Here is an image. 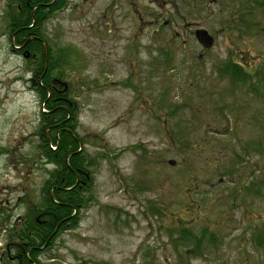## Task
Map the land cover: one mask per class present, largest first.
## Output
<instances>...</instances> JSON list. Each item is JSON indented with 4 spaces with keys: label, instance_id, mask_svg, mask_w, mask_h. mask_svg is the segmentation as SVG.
I'll use <instances>...</instances> for the list:
<instances>
[{
    "label": "rangeland",
    "instance_id": "1",
    "mask_svg": "<svg viewBox=\"0 0 264 264\" xmlns=\"http://www.w3.org/2000/svg\"><path fill=\"white\" fill-rule=\"evenodd\" d=\"M248 1L67 0L42 20L49 44L77 55L86 84L66 80L78 87L77 130L97 167L79 225L41 250L38 264L261 262L264 99L217 69L264 61V32L236 12ZM10 5L0 0V264L17 262L7 227L40 203L53 168L40 156L43 108L29 65L1 32ZM197 28L214 36L212 47ZM241 177L254 185L245 199L235 194ZM182 226L203 236L200 253L175 245Z\"/></svg>",
    "mask_w": 264,
    "mask_h": 264
},
{
    "label": "trees",
    "instance_id": "2",
    "mask_svg": "<svg viewBox=\"0 0 264 264\" xmlns=\"http://www.w3.org/2000/svg\"><path fill=\"white\" fill-rule=\"evenodd\" d=\"M10 1L6 29L14 44L19 47L18 52L28 54L25 61L31 71L30 81L42 107L45 108L40 114L38 125V134L41 136L40 156L48 163H52L53 168L43 185L40 203L28 210L23 222H13L7 227L15 250L19 253L16 263L9 261L13 264H38L41 250L53 245L59 234L77 227L84 210L94 200L89 192L95 179L97 157L83 148L84 138L79 136L77 130L80 110L76 99L78 87L66 80L70 76H76L79 84H86L79 77V70L75 69L77 67L75 59L71 60L72 56L77 55L70 52L69 46L53 48L41 31L42 20L48 14L63 10L67 6V0ZM236 12L248 30L264 32L262 28L264 21L256 17L258 13L264 15V0L243 2ZM251 16L256 20L250 22ZM217 69L221 76L230 78L235 86H243L257 94L259 99H264V61L249 70L242 62L228 59ZM227 134L230 132L227 131ZM182 170L188 172L186 168ZM259 171L260 168L254 169L251 177ZM231 178L230 181L233 182ZM247 180L248 178H243L240 185L235 188V194L242 195L244 199L246 198L244 193L247 194L248 189L254 188L253 183L246 185ZM262 194L264 200V192ZM263 213H260L261 223L257 227L262 233ZM262 223L263 226L260 227ZM254 229L252 225L250 230L254 232ZM174 230L179 234L175 241L176 246L180 243L185 245L186 252L200 253L203 236L194 233L187 226ZM170 232L173 234L172 229ZM206 233L207 228L203 229L202 235ZM254 242L258 243L264 257V237H259ZM259 264H264V258Z\"/></svg>",
    "mask_w": 264,
    "mask_h": 264
},
{
    "label": "water",
    "instance_id": "3",
    "mask_svg": "<svg viewBox=\"0 0 264 264\" xmlns=\"http://www.w3.org/2000/svg\"><path fill=\"white\" fill-rule=\"evenodd\" d=\"M195 37L198 42L205 48H210L214 44L213 35L205 28H197L195 30ZM175 161L170 160L169 163L173 164Z\"/></svg>",
    "mask_w": 264,
    "mask_h": 264
},
{
    "label": "flooded vegetation",
    "instance_id": "4",
    "mask_svg": "<svg viewBox=\"0 0 264 264\" xmlns=\"http://www.w3.org/2000/svg\"><path fill=\"white\" fill-rule=\"evenodd\" d=\"M2 25L4 26V29H3V31H1V32H2V35H3V36H6V19H5V20H3V23H2Z\"/></svg>",
    "mask_w": 264,
    "mask_h": 264
}]
</instances>
